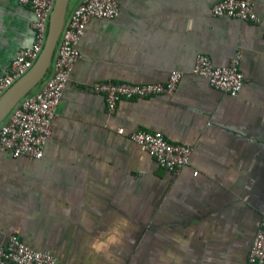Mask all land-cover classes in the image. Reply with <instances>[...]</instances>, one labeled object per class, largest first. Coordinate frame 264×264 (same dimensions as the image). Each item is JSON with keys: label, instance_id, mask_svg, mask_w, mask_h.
Here are the masks:
<instances>
[{"label": "crops", "instance_id": "1", "mask_svg": "<svg viewBox=\"0 0 264 264\" xmlns=\"http://www.w3.org/2000/svg\"><path fill=\"white\" fill-rule=\"evenodd\" d=\"M117 1L116 17L85 26L42 157L0 152V243L14 233L58 264H244L264 208V0H252L255 23L212 15L216 0ZM32 17L0 0V74L31 43ZM237 49L236 94L191 73L197 53L225 65ZM173 68L183 71L173 93L123 98L112 112L91 89L163 82ZM137 129L190 145L189 163L160 167L130 139ZM120 217L122 245L111 259L93 253Z\"/></svg>", "mask_w": 264, "mask_h": 264}, {"label": "built area", "instance_id": "2", "mask_svg": "<svg viewBox=\"0 0 264 264\" xmlns=\"http://www.w3.org/2000/svg\"><path fill=\"white\" fill-rule=\"evenodd\" d=\"M31 13L32 41L19 48L7 70L0 74V96L37 59L45 42L48 20L55 0H18ZM117 0H79L66 17L50 62L47 75L37 88L22 96L0 121V152L11 157L37 159L42 157L46 141L52 136L56 106L67 83L74 63L80 56L78 42L86 24L92 18L111 19L118 15ZM214 16L226 15L250 22H259L252 0H216L210 7ZM264 36V31H263ZM241 51L237 49L225 65H214L205 53H197L191 73L203 76L215 89L234 95L243 85L240 70ZM183 71L173 68L163 82L133 83L109 79L96 80L92 91L104 97L108 112L115 109L123 98H144L157 94L173 93L179 85ZM121 132V129H118ZM130 139L145 150L156 163L177 172L190 160L192 147L169 141L161 131L137 129L129 133ZM196 174V171L194 172ZM58 264L47 251L30 248L11 233L5 243H0V264ZM264 263V208L244 264Z\"/></svg>", "mask_w": 264, "mask_h": 264}, {"label": "water", "instance_id": "3", "mask_svg": "<svg viewBox=\"0 0 264 264\" xmlns=\"http://www.w3.org/2000/svg\"><path fill=\"white\" fill-rule=\"evenodd\" d=\"M68 2L69 0H55L49 15L45 42L37 59L30 69L20 76L0 96V121L6 116L14 104L34 88L47 73L60 31L66 19Z\"/></svg>", "mask_w": 264, "mask_h": 264}, {"label": "clouds", "instance_id": "4", "mask_svg": "<svg viewBox=\"0 0 264 264\" xmlns=\"http://www.w3.org/2000/svg\"><path fill=\"white\" fill-rule=\"evenodd\" d=\"M128 228L129 221L127 219L120 217L114 220L104 233L92 240L89 245L91 251L97 255L103 254L107 259H111V250L122 245Z\"/></svg>", "mask_w": 264, "mask_h": 264}]
</instances>
